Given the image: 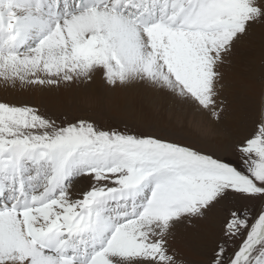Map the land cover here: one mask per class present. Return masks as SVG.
I'll list each match as a JSON object with an SVG mask.
<instances>
[{
    "label": "snow or ice",
    "instance_id": "obj_1",
    "mask_svg": "<svg viewBox=\"0 0 264 264\" xmlns=\"http://www.w3.org/2000/svg\"><path fill=\"white\" fill-rule=\"evenodd\" d=\"M258 34L264 0H0V264H191L177 237L208 214L199 264H264V107L213 146L144 113L218 123ZM73 89L139 103H47Z\"/></svg>",
    "mask_w": 264,
    "mask_h": 264
},
{
    "label": "rangeland",
    "instance_id": "obj_2",
    "mask_svg": "<svg viewBox=\"0 0 264 264\" xmlns=\"http://www.w3.org/2000/svg\"><path fill=\"white\" fill-rule=\"evenodd\" d=\"M255 44H259V48L252 46ZM258 51L260 52L259 56ZM241 56L242 60L240 61L233 58L231 66L234 67V73H229L231 66L221 68L228 73L223 74L221 83L224 87L220 90L221 96L228 101V104L225 111L221 113L218 123L204 114H179L166 99L160 97L150 102H144L146 117L155 123L171 121L176 129H186L192 136L199 138L204 146L231 141L239 132L251 127L254 120L258 118L260 109L264 107V101L261 100V96L264 94V36L258 34L255 37H250L249 44H247V48H243ZM47 103L63 109H93L100 118H126L120 114L119 107L124 104H136L139 101L122 95L113 96L102 90L83 92L73 89L49 96ZM153 107L156 115L161 114V109L164 107L163 116L151 119L149 114ZM214 222L215 218L208 214L207 218L198 221L191 231H185L178 235L177 242H179L180 236L185 241L184 246L179 250L184 249L183 252L188 253L186 257L191 264H199L196 261L198 257L195 241Z\"/></svg>",
    "mask_w": 264,
    "mask_h": 264
},
{
    "label": "bare ground",
    "instance_id": "obj_3",
    "mask_svg": "<svg viewBox=\"0 0 264 264\" xmlns=\"http://www.w3.org/2000/svg\"><path fill=\"white\" fill-rule=\"evenodd\" d=\"M245 48H247V45L245 46ZM246 51V50H245ZM244 51V52H245ZM243 52V53H244ZM259 54H260V52L258 51V56H259ZM221 71L223 72V74H228V73H226V72H224L222 69H221ZM229 73H234V67L232 68V66L229 68ZM130 98H132V97H130ZM163 110H164V107H162V109H161V114H158V115H156L155 114V111H154V107H153V110H152V112L149 114V117L151 118V119H155V118H159V117H161V116H163L162 115V112H163ZM181 238H180V240H178L179 242H177V247L180 249L182 246H184V244H185V241H184V239H183V237L182 236H180ZM182 250V249H181ZM184 251V249L181 251V253L183 254V255H185V256H188V253H186V252H183ZM186 251V250H185ZM191 254V253H190ZM195 255V254H194ZM190 256V255H189ZM193 257V256H192ZM191 257V258H192ZM194 258H197V257H194ZM193 261H195L194 259H193ZM196 261L198 262V259H196ZM196 263V262H195Z\"/></svg>",
    "mask_w": 264,
    "mask_h": 264
}]
</instances>
